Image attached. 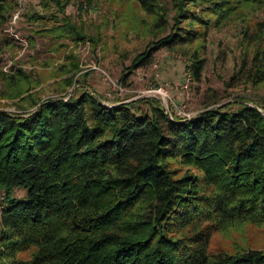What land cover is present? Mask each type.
Instances as JSON below:
<instances>
[{
  "label": "trees",
  "instance_id": "1",
  "mask_svg": "<svg viewBox=\"0 0 264 264\" xmlns=\"http://www.w3.org/2000/svg\"><path fill=\"white\" fill-rule=\"evenodd\" d=\"M68 1L39 0L60 16L29 17L51 23L44 28L51 38L81 40ZM138 1L156 15L153 28L168 31L128 68L160 48L193 44L181 52L190 87L201 80L209 29L258 0L174 1L170 22L154 2ZM15 7L0 0L2 19ZM241 40L232 77L257 85L264 19ZM29 100L20 112L0 109V264H264L262 249L210 247L215 233L264 224V98L189 116L169 109L170 117L156 99L107 106L83 85L69 96ZM14 188L25 197H10Z\"/></svg>",
  "mask_w": 264,
  "mask_h": 264
},
{
  "label": "rangeland",
  "instance_id": "2",
  "mask_svg": "<svg viewBox=\"0 0 264 264\" xmlns=\"http://www.w3.org/2000/svg\"><path fill=\"white\" fill-rule=\"evenodd\" d=\"M38 1H33L34 6L29 4L19 9L18 0H15L16 7L10 15L5 19L0 16L2 110L20 112L19 108L28 105L29 96L40 100L69 96L82 85L98 94L100 102L107 106L116 104L117 100L127 102L137 98L158 101L156 97L141 94L145 89L161 87L170 98L168 108L175 111V107L181 105L180 110L185 113H196L206 105L217 106L243 98L257 102L264 98V81L251 85L237 76L232 77L244 54L241 33L246 28L251 30L255 21L264 19V0L253 1L237 15L209 29L205 38L201 80L191 84L186 100L178 88L184 78L187 61L181 52L192 48L193 44L190 47L160 48L146 64L128 68L148 42L168 31V27L153 28L156 15L146 13L138 0H69L65 8L69 14L68 20L83 36L76 41L51 38L44 29L51 23L29 17L32 12H55L52 7L42 9L39 4L36 5ZM149 1L157 4L158 9L155 10L159 13L163 10L164 17L170 22L175 13L172 4L179 0ZM16 12L18 18L12 24L10 33L8 22ZM92 66L103 70L105 75ZM23 87H27V90L21 95L11 93L14 88ZM259 110L264 117V109ZM1 194L0 190V197ZM10 197L24 198L25 191L14 188ZM210 247L264 250V224H247L230 228L225 233H215L211 237Z\"/></svg>",
  "mask_w": 264,
  "mask_h": 264
},
{
  "label": "built area",
  "instance_id": "3",
  "mask_svg": "<svg viewBox=\"0 0 264 264\" xmlns=\"http://www.w3.org/2000/svg\"><path fill=\"white\" fill-rule=\"evenodd\" d=\"M25 1L26 0H18L19 9L22 8V3ZM32 1H35V0H32ZM17 18H18V12L14 13L11 16V18L9 19L8 23L10 26L8 27V31H10V33L12 32V27H13L12 24L16 22ZM22 42L25 46V42L24 41H22ZM92 68L98 70L99 72H102L105 75V72L103 70H101L100 68L95 67V66H92ZM178 88L181 91V93L184 97V100H186L188 98V90H189V75L187 73L184 75V78L182 79L181 83L178 85ZM156 91H160L163 94V97H164L163 99L165 102H163L158 97L153 95V92H156ZM142 93H143V94H141L142 96H153V97L158 98L166 106H168L167 101H170V98L167 96L166 92L161 87L148 88V89L143 90ZM180 109H181V105L176 106L175 112L180 113L184 116H189L191 114V113L182 112Z\"/></svg>",
  "mask_w": 264,
  "mask_h": 264
},
{
  "label": "water",
  "instance_id": "4",
  "mask_svg": "<svg viewBox=\"0 0 264 264\" xmlns=\"http://www.w3.org/2000/svg\"><path fill=\"white\" fill-rule=\"evenodd\" d=\"M158 99V98H157ZM160 105L162 106V108L164 109L165 113L170 117V112H169V108L168 106L164 105L159 99H158ZM221 104H218L217 106H219ZM258 111L260 112V110L258 109ZM261 113V112H260ZM262 114V113H261ZM263 116V115H262Z\"/></svg>",
  "mask_w": 264,
  "mask_h": 264
},
{
  "label": "bare ground",
  "instance_id": "5",
  "mask_svg": "<svg viewBox=\"0 0 264 264\" xmlns=\"http://www.w3.org/2000/svg\"><path fill=\"white\" fill-rule=\"evenodd\" d=\"M153 95H155L156 97H161L162 99L164 98L163 94L160 91L153 92ZM162 101L165 102L164 99Z\"/></svg>",
  "mask_w": 264,
  "mask_h": 264
}]
</instances>
